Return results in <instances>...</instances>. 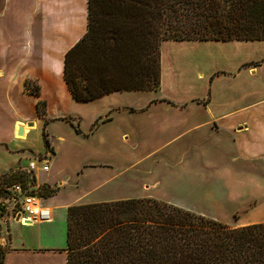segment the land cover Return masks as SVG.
<instances>
[{
    "label": "crops",
    "instance_id": "1",
    "mask_svg": "<svg viewBox=\"0 0 264 264\" xmlns=\"http://www.w3.org/2000/svg\"><path fill=\"white\" fill-rule=\"evenodd\" d=\"M87 29L88 0H0V176L27 172L30 151L36 158L51 152L30 144V129L19 137L18 124L34 120L33 130L44 131L50 122L65 120L66 109L55 112L63 106H46L38 115L37 104L55 87L54 72L75 100L63 77L64 57ZM250 62L256 64L244 66ZM26 81L36 82L40 94L25 92ZM126 99L140 104L120 106ZM96 101L105 106L77 107L105 109L113 122L129 111L135 121L113 136L102 124L89 130V148L72 159L77 163L90 154L116 161L90 167L73 202L59 194L66 184L52 183L62 184L44 200L53 214L61 209L66 216L75 204L155 198L226 224L235 212L243 226L264 223V40L164 41L159 90L117 91ZM50 142L58 166L53 136ZM40 172L34 171L36 177ZM0 221L3 264H67V241L63 247L31 233L15 234L17 224L34 223Z\"/></svg>",
    "mask_w": 264,
    "mask_h": 264
},
{
    "label": "trees",
    "instance_id": "2",
    "mask_svg": "<svg viewBox=\"0 0 264 264\" xmlns=\"http://www.w3.org/2000/svg\"><path fill=\"white\" fill-rule=\"evenodd\" d=\"M167 40H264V0H88L87 32L64 57L72 97L159 90ZM0 178L34 181L24 171ZM65 250L67 264H264V223L232 227L155 198L75 204Z\"/></svg>",
    "mask_w": 264,
    "mask_h": 264
},
{
    "label": "rangeland",
    "instance_id": "3",
    "mask_svg": "<svg viewBox=\"0 0 264 264\" xmlns=\"http://www.w3.org/2000/svg\"><path fill=\"white\" fill-rule=\"evenodd\" d=\"M164 41L160 45V52H162V45ZM177 53H174L176 55ZM54 78L52 79L53 85L55 87L50 90L49 93L46 94V97H43L40 99V101L37 104V112L38 115H43L46 106H63L61 108V111L58 109H55L56 113H62L64 112V109H66L68 114H63L66 116L64 119H57L52 122H50V125H47L46 128L43 130H40L35 128L34 120H30L29 123H34V126H29V124L26 122L25 125L27 128L30 129V144L33 145V147H42L45 146V140H44V132H47L46 137L49 141V146H46L49 151L54 153V147L52 146V143L50 142V138L52 139V136L54 137V142L56 145V153L61 156V161L59 162V165H56V160L53 154L45 159L39 160L36 158L35 154L36 152H29L31 159H34L37 161L38 168H41L43 164L49 165L51 168L49 172H40L37 174V177L35 174L32 176V174H29L30 178L34 179V181H31V187H34V191L40 194L44 199H47L51 195H49V189H60L62 184L52 186V183L55 181H60L63 184H66L63 186V188L60 190L59 194H61V198L64 202L70 203L78 199L80 195L82 194V190L80 187L81 183V177L84 175L87 171L89 172L90 167H104L106 164L110 165L112 163H105V161L115 162L114 159H105L104 157H94L89 155H83L77 163L75 162V159H72L73 154H78L86 149L89 148L90 142L87 136V133L89 130L97 129L100 124L105 125L106 130L112 134L116 129H119L120 126L124 125H130V123H134L135 119H133L131 116L127 115V112L125 111L124 114H122V117L119 118V121L113 122L110 121L112 118L110 114H106L108 112H105V109L98 108L96 110H92V108H86L84 109L77 106H105V104L101 103L100 101H94L93 102H79L77 100H73L68 97V92L65 87L61 85V80L63 79L60 74L54 72ZM39 90L38 84L36 82L32 81H26L25 82V92L30 93L31 91ZM149 93L145 92L144 95H147ZM102 98V97H101ZM140 103H137V101L132 102L130 99H126L123 101V104L120 106H139ZM64 112V113H66ZM69 114H77L78 117L81 118L79 121V118L75 115H69ZM102 114H106V116H102ZM132 114V113H129ZM69 115V116H67ZM97 115V116H96ZM113 115V114H112ZM96 116V118H94ZM101 116V117H100ZM118 116V115H117ZM117 116H115L117 118ZM100 117V118H98ZM98 118V119H97ZM110 118V119H109ZM70 119L75 124L80 123V132H77L74 127L67 121ZM115 120V119H114ZM20 137V136H19ZM62 138L66 142H62ZM115 141V139H114ZM128 144V142H126ZM98 146H102L100 141H98ZM125 166H121V170L124 169ZM38 171V170H37ZM21 172L20 169L17 170H11L7 174L11 173H19ZM94 174V173H93ZM38 181H47L48 185L46 183L38 184ZM20 179L25 180L23 177ZM9 181L11 182H23L19 179L9 178ZM26 183V182H25ZM28 183V182H27ZM129 199V198H128ZM122 200V199H121ZM68 209V208H67ZM56 219L53 223H42L41 225L33 224L31 227H23L20 224H17L15 228L12 227L15 234H18L20 232H24L25 234L31 233L34 235L36 239L42 238V240H48L50 242H53L55 245H61L65 247L67 237H66V221H67V212L66 216H64V211L61 209H58L55 211ZM234 219H232L233 223H227L230 224L232 227H242L243 225L240 224V213L235 212L233 214ZM226 223V222H225ZM2 223L0 221V236L2 235ZM6 233V232H5ZM6 249V248H4ZM2 247H0V264L2 261V252L4 251Z\"/></svg>",
    "mask_w": 264,
    "mask_h": 264
},
{
    "label": "built area",
    "instance_id": "4",
    "mask_svg": "<svg viewBox=\"0 0 264 264\" xmlns=\"http://www.w3.org/2000/svg\"><path fill=\"white\" fill-rule=\"evenodd\" d=\"M51 152L46 156H38L39 160L51 156ZM27 173L34 176V171L38 169L37 161L32 159L28 164ZM48 172L50 167L43 164L40 168ZM44 197L34 191L31 182H6L0 178V218L9 217L13 220L25 224L27 221L50 222L53 219V210L45 204Z\"/></svg>",
    "mask_w": 264,
    "mask_h": 264
},
{
    "label": "bare ground",
    "instance_id": "5",
    "mask_svg": "<svg viewBox=\"0 0 264 264\" xmlns=\"http://www.w3.org/2000/svg\"><path fill=\"white\" fill-rule=\"evenodd\" d=\"M22 126L24 128V133L22 135H20L21 138H24L26 133L29 131V128L26 127L25 124H18V127ZM19 129V128H18ZM52 221V220H51ZM50 221V222H51ZM25 224L24 225H29V224H35V223H41L40 221H27V222H24Z\"/></svg>",
    "mask_w": 264,
    "mask_h": 264
},
{
    "label": "water",
    "instance_id": "6",
    "mask_svg": "<svg viewBox=\"0 0 264 264\" xmlns=\"http://www.w3.org/2000/svg\"><path fill=\"white\" fill-rule=\"evenodd\" d=\"M29 125L32 126L33 123H30ZM23 133H24V128H23V127H20V128H19V131H18V134H19V135H22ZM18 220H19V218H17V221H18Z\"/></svg>",
    "mask_w": 264,
    "mask_h": 264
}]
</instances>
